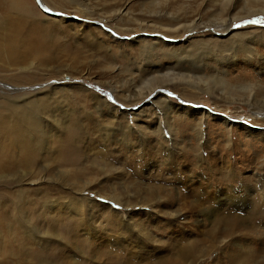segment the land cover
Listing matches in <instances>:
<instances>
[{"label": "rangeland", "instance_id": "1", "mask_svg": "<svg viewBox=\"0 0 264 264\" xmlns=\"http://www.w3.org/2000/svg\"><path fill=\"white\" fill-rule=\"evenodd\" d=\"M7 1H0V22L18 21L22 7ZM33 1L42 14L65 20L66 27L57 38L67 45L68 52L59 56L55 66L34 71L49 78L39 85L65 86L73 93L58 92L59 103L49 114L62 125L73 122L81 129L66 133L52 130L49 138L43 136L48 148L42 157L0 174V264H94L109 254L119 255L124 248L143 259L155 255L169 258L175 247L187 240H207L209 244L204 243L208 256L197 264H264V32L255 30L264 29V23H251L264 22V13L251 14L263 10L264 3L47 0L55 10L49 15L42 0ZM225 27L232 35L219 32V47L210 46L215 31ZM173 29L178 33L169 32ZM100 30L109 37L96 36ZM242 41L247 50L240 48ZM169 48L171 51H166ZM11 74L0 69V79L8 80ZM6 84L0 81V95L17 92ZM29 86L21 90L38 89V85ZM82 86L115 107L119 121L124 120L134 137L127 141L117 132H108L107 122L92 103L94 98L78 91ZM156 87L149 99L137 100L133 106L120 101L126 95H146L149 88ZM165 98L172 107L190 109L191 115L180 120L181 110L180 116L172 114V119L165 121L162 106H157ZM202 111L211 118L199 126L198 113ZM109 118L106 115L104 119ZM159 118L163 119L160 135L156 132ZM69 134L83 137L78 143L82 157L72 165L56 154L59 141ZM198 145L202 146L199 154L194 150ZM114 194L146 204L127 210L114 200ZM79 195L94 203L81 205ZM226 196L232 200L224 201ZM181 197L190 203H205V210L210 206L222 215L242 217L236 244L228 241L222 248H212L207 236L212 229L210 219L199 213L204 208L199 212L184 208L172 220L163 205L174 202L176 208L183 206ZM108 208L119 218L111 220ZM128 212L147 226L150 239H140L133 226L120 228ZM19 218L26 222L24 227ZM80 222L83 230L88 229L82 238L93 242L96 251L80 252L81 246L64 240L69 238L66 230ZM64 248L63 258L59 251Z\"/></svg>", "mask_w": 264, "mask_h": 264}, {"label": "bare ground", "instance_id": "2", "mask_svg": "<svg viewBox=\"0 0 264 264\" xmlns=\"http://www.w3.org/2000/svg\"><path fill=\"white\" fill-rule=\"evenodd\" d=\"M8 1L9 3H13V4L19 3V5L22 7V13L18 12V14H20L22 18L19 19L18 21L8 19L4 22H0V69L4 71L12 72L8 80L0 79V81L2 80L3 82H6L8 84V85L6 84L7 86H9L10 88L16 89L17 91V92L5 91L3 95L2 94L0 95V174L2 173L3 170H6L7 168L15 167L16 164L22 165L26 163H33L38 158L42 157L43 153L47 151V148H48V139L45 140V137L47 136V138H49V134L52 130L58 131V133L65 130V133H66V130L69 131L70 129H77L80 131L81 129L77 123H73V122L69 126L65 124L62 125V123H59L58 121H56V118L55 119L51 118L49 114L52 106H55L59 103L57 99L58 92L59 93L61 92L63 93V95H68V96L69 94H73V93H71L70 91H66L67 87L65 86L59 89L49 84L39 85L42 79L46 80L47 78L46 76L41 78L37 74L34 73L35 69L39 70L42 67H48L50 65L55 66V64H57L58 60L60 59L59 56L65 55L66 52H68L67 45H65L60 40V38L59 39L57 38V36H59L60 34H63L66 31V27L63 26V24L65 23V20L52 18L50 16L48 17L42 14L39 8L36 7V5L34 4L33 0H28L29 5L26 4L25 0H8ZM42 1H43L42 6L44 5V7L46 8L45 9L46 12H49V15L50 14L52 15L53 14L52 11H55V10L49 8V6L51 7V5L48 3L47 0H42ZM231 1L232 0H228V2H231ZM261 1L264 3V0H261ZM260 8H263V10H259V12L257 13H255V11L251 13L252 11L250 9L249 10L251 14L264 13V4ZM57 11L59 12V10ZM57 15L59 16L60 13ZM84 27H90V26H84ZM255 30L257 32L259 31L264 32V29H255ZM171 31H173L174 34L178 33V31L174 29L169 30L170 33ZM219 32L222 33L220 34L222 36H227V35L230 36L233 33L232 31H230L229 27H225L224 29L219 28V30L215 31V35L212 37L211 41H208V44L210 46L215 47V48L219 47V45H217V40H219V38L218 36L216 37L217 34L219 35ZM105 34H106L105 32H102L100 30L98 32V35L96 34V36L98 37L102 35L108 36V34L107 35ZM215 39L216 41H214ZM158 40L159 42H161L160 39H156L155 41H158ZM152 41L154 40L152 39L151 42ZM244 42L245 41L241 42L240 48L247 50L248 47L245 46ZM99 43H100L99 40H97L96 45L98 46ZM170 46L171 45H169L168 47ZM215 48L214 49L210 48V49L213 51H218V52L222 50L221 48H220L221 50L220 49L215 50ZM58 49H59V52H57ZM166 51L170 52L171 50L169 48V50H166ZM172 54L174 53L172 52ZM172 54L169 53V55H172ZM230 56L231 55H229V57ZM217 61H218V58L214 60L215 63ZM142 67L143 65L142 66L140 65L139 69H141ZM203 67L204 66H201V68ZM0 77H3V75H1ZM188 77L189 76H187V78ZM51 79L52 78H50V80ZM168 79L169 78H167L166 80ZM47 80H49V78ZM24 85H30L29 87L38 85V89L36 88V90L27 92L28 90L26 91V88H24L25 90H21V87H24ZM68 88H71V87H68ZM78 89L80 93L88 94V97L90 96L92 97V99L94 98L92 103L94 102V105L96 106L95 110L97 109L96 112L99 113L98 116H100V118L103 119V121L107 122L106 130L108 132H117L120 135H122L125 139L127 138V141L130 140V137H134L135 133H133V130L129 126H127L124 120L119 121L118 115L120 112L117 109H115V107L110 105L105 99H102L99 96H97V94L94 93L93 91H89L85 89L83 86ZM156 90H157V87L155 89L149 88L148 94L145 95L143 92H140L139 95L136 97L132 95H126L124 99L121 98L120 101H122L128 106H133L137 100L140 103L141 101L145 99L147 100V98L149 99ZM159 95L160 94H158V96ZM154 98L156 97L154 96ZM152 100H150L149 102L151 104H154L152 103ZM88 102L89 101L86 99L87 104ZM155 103L157 104L158 102H155ZM171 103L172 102L169 99L165 98V101L161 100L157 105V106H162L161 108L165 112L164 113L165 118H166L165 121L168 122L170 119H172L171 118L172 114H175L176 116H180V113L178 112H180L181 110L183 111L182 112L183 114H181L182 116L180 120L182 119L185 120V117L191 115L192 111L190 109H184V108L177 109L175 107H172L173 104ZM105 109H106V112L104 111ZM160 109L159 111H161ZM87 115H88V118H90L89 115L91 114L89 113ZM106 115L110 117L108 120L104 119ZM122 115L125 117L127 113L123 112ZM198 115L200 117L198 120L199 126L203 124L204 119L211 118L210 117L211 115L205 111L198 113ZM53 116L55 115H52V117ZM162 120H163L162 118L161 119L159 118L156 121V123L158 124L157 130H156L157 134L161 133ZM226 123H229V122L225 121V124ZM108 132L107 134H109ZM199 133L202 134V131H200ZM82 138L78 134H69L68 136H66V138L62 139V141H59L58 147L56 148L57 149L56 154H60L61 161L65 162L68 165H72L74 164V162H76L79 159L80 156L82 157V153L80 152V149L78 147V143L80 142V140H83ZM201 147H202L201 145H198L194 149L195 152L199 154V150L201 149ZM260 180H263L262 175L260 176ZM262 184L260 183V185ZM261 190H262L261 197H263L262 198V201H263L264 188H261ZM83 191L85 193L88 190L86 189ZM114 191L115 190L113 189V192ZM113 198L117 202L121 203L120 205L126 208L127 210H130V208H132L133 206H140V208H142L146 204L145 201L143 202L137 201L135 204L134 202L132 203L131 200H128V201L122 200L120 196L117 194H114ZM223 200L228 201V200H232V198H229L226 196V198H224ZM78 201L81 203V205H83L86 202L87 204L89 203L90 205L94 203V201H91L89 198H85L84 196H81L80 200L78 199ZM181 201H182L181 204L183 206L179 205L177 208L175 207L176 204L170 201H169L170 203L168 204L165 203L163 205L166 207V210L169 211L168 215L172 220L177 219V215H180L182 213L181 211L184 208L186 210L188 209L189 211L196 210L198 212L202 208H204L199 213L202 215H206L210 219L212 229H210V231L206 233H207L208 238H210V244L214 246V247L212 246L211 247L217 248V249L222 248L228 244V241H233L232 244H236V242L234 241V237L237 236V233H238L237 231L239 229V223L244 222V219L242 217L238 218L236 215L229 214V213H226V215L225 214L222 215V213H219L217 210H214V209L212 210L210 206L209 208H206L207 210L206 212L205 206L203 205L205 203H202V202L190 203L189 201H186L185 197H181ZM92 209L93 210L97 209V207L92 205ZM108 209L109 210L107 211V214L109 217H112L111 220H116L119 218L118 213L114 212L111 208H108ZM83 213L87 214L86 210H84ZM135 217L137 216H135L132 212H128V217L123 219L124 225L120 223L119 225L120 228H124L127 226H133L136 228V231H137L136 233L140 234V239L141 238L150 239L151 231L147 228V226L145 227L142 224V221L140 222L137 221ZM19 220H21L20 221L21 225H23L24 227L26 225V222L25 223L22 222L23 221L22 218H19ZM81 225L82 223L80 222L78 225L73 226L69 228L68 230H66V233L68 234L67 236L69 238H66V239L64 238V240H68V242L72 244V246H75V245L78 247L81 246L80 252L96 251L97 248H95V246L93 245V242L90 243L88 239L86 240L85 238L84 239L82 238V235H84L83 232L86 229L84 228L83 230V227ZM28 228L29 227H27L26 230H28ZM197 242H192L190 240L189 241L187 240L186 242L184 241V244H179L175 247V249L173 250L174 251L173 257H169V258L165 256L162 257L163 255H158V256L155 255L151 258L143 259L141 255L140 256L136 255L133 252H130V250H127L126 248H124L123 249L124 251H121V253L123 252V254L121 253L120 254L118 253L119 255L109 254L111 256H106L104 261L97 260L94 264H197L198 262L200 263V261L205 259L207 252H208L207 247L205 248V244H207V240L204 241L205 244L203 242H200V243H197ZM63 245H67V243H64ZM127 248L129 247L127 246ZM66 252H67V248H64L61 251H59V253L63 256V258ZM78 264H81V263L79 262Z\"/></svg>", "mask_w": 264, "mask_h": 264}, {"label": "snow or ice", "instance_id": "3", "mask_svg": "<svg viewBox=\"0 0 264 264\" xmlns=\"http://www.w3.org/2000/svg\"><path fill=\"white\" fill-rule=\"evenodd\" d=\"M251 23H253V24H260V23H264V22H262V21H251Z\"/></svg>", "mask_w": 264, "mask_h": 264}]
</instances>
